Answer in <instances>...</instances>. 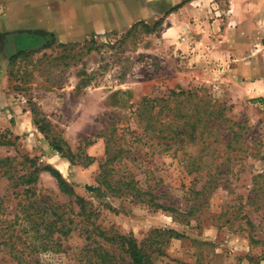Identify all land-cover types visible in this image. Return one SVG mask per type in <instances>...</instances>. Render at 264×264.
Returning a JSON list of instances; mask_svg holds the SVG:
<instances>
[{
  "label": "rangeland",
  "instance_id": "1",
  "mask_svg": "<svg viewBox=\"0 0 264 264\" xmlns=\"http://www.w3.org/2000/svg\"><path fill=\"white\" fill-rule=\"evenodd\" d=\"M184 1L108 0L109 14L118 15L125 5L139 20L127 29L89 34L81 42H61L53 32L33 30L42 0H0V16L10 8L7 20L15 24L21 13L30 28L0 33V82L35 128L17 135L14 117L0 120V136L14 142L0 146V159L16 158L14 168L21 171L24 156L55 169L50 162L60 158L67 168L57 170L92 208L95 224L110 235L140 242L156 229L183 234L163 246L157 264H264V0H206L201 6L190 0L178 8ZM55 2L60 10L69 0ZM42 19L44 28L55 24L53 17ZM160 21L151 32L135 26L143 22L152 29ZM204 26L219 54L208 62L200 56L203 49L197 50ZM21 50L28 54L11 62ZM180 90L192 93L190 102L172 97L165 119L155 118L159 99ZM196 105L207 108L201 116L214 121L212 128L203 123L192 130L189 119L179 117V111L193 113ZM220 106L222 119L209 115ZM162 121L166 146L159 144L158 128L146 130ZM53 138L96 161L72 164L53 149ZM107 139L117 170L134 174L144 189L152 186L156 202L175 211L87 190L97 186ZM87 142L92 145L85 148ZM206 180L212 183L196 194ZM38 188L79 213L75 199L61 193L48 172L40 174ZM22 190L13 189L0 171V195L10 199L0 221L13 220L19 198L12 193ZM63 244L62 252L36 255L28 264H90L79 232ZM116 254L119 264H129L126 254ZM0 264L18 263L0 248Z\"/></svg>",
  "mask_w": 264,
  "mask_h": 264
},
{
  "label": "trees",
  "instance_id": "2",
  "mask_svg": "<svg viewBox=\"0 0 264 264\" xmlns=\"http://www.w3.org/2000/svg\"><path fill=\"white\" fill-rule=\"evenodd\" d=\"M182 2L178 8L182 7L186 2ZM162 24V21L156 23L154 28H150L148 24L139 22L135 26L141 25L148 32L154 31ZM133 26V30L136 28ZM130 34V33H129ZM43 36H53L48 33H41ZM27 51L21 50L16 54L10 56V61L15 62L18 58L26 56ZM192 93L190 91L180 90V92L171 91L169 97L159 99L161 103L155 118H160L166 111L167 103L173 97H183L184 101L190 102ZM183 102V101H182ZM163 103V104H162ZM204 107V106H203ZM207 114V108L203 110L199 105L194 106L193 113L179 111L180 118H188V123L191 124V129L195 130L199 125L205 123L202 127H213V122L207 121V116L204 118L201 113ZM224 109L220 106L215 111L209 112V115H216L220 120L223 117ZM152 118V117H151ZM35 125L42 133H47L46 126L40 120H34ZM213 124V125H212ZM159 125V126H157ZM167 123L162 121L159 124H149L146 130H156L161 139V145H165L166 133L165 127ZM181 129V125L177 126ZM178 129V130H179ZM175 133V131H174ZM48 136V134H46ZM179 138L181 132L175 133ZM236 134H234L230 144L234 141ZM108 140V139H107ZM92 145V142H87L85 148ZM0 146H14V142L6 140L4 136H0ZM51 146L63 157L69 159L72 164L90 165L96 161L95 158L84 154L82 150L74 153L67 143L61 139L53 138ZM112 147L110 141H107L105 162L100 164V173L97 177V186H87L90 192H97L102 194H110L114 197H128L138 200L164 211H175L173 208L163 206L156 202L157 197L153 194L152 186L144 189L140 186V182L136 180L134 174L126 175L117 170L114 166V159L112 156ZM234 154V153H233ZM117 158V157H116ZM16 158L0 159V171L7 176L13 189L23 188L21 193H12L14 197H18L17 213L13 220L3 218L0 221V248H3L18 264H28L34 256L42 253H60L64 249L63 242L67 240L72 234L79 232L84 237L85 245L83 247L82 255L90 264H119L117 250L126 254L130 262L129 264H157V258L163 255V246H166L171 239H181L183 234L174 229H156L153 230L147 238L138 241L132 236H125L120 234L110 235L100 226L95 224L92 208L89 207L86 200L75 193L71 184H69L62 174L51 165L41 166L37 163L36 158L24 156L23 161L20 162L23 166L21 171L14 168ZM225 166V162H221L216 166L217 170H221ZM42 172H48L51 177L57 182L61 193L70 198L75 199V203L79 206V213L73 212L70 208L59 203L46 190L38 188L39 176ZM120 173V174H119ZM125 174V175H124ZM211 184L208 180L205 181L200 191L196 194H201L206 185ZM10 199L0 195V215L5 216L8 206L6 203Z\"/></svg>",
  "mask_w": 264,
  "mask_h": 264
},
{
  "label": "crops",
  "instance_id": "3",
  "mask_svg": "<svg viewBox=\"0 0 264 264\" xmlns=\"http://www.w3.org/2000/svg\"><path fill=\"white\" fill-rule=\"evenodd\" d=\"M8 1V0H4ZM56 0H42L44 3L41 12L37 14L36 24L33 30L43 29L48 32H53L57 35L61 42H81L92 33H104L107 31H119L131 27L135 22L139 20L137 12L124 9L121 6L120 13L118 15L109 14L106 9V2L108 0H69V2H63L60 5V10H57ZM124 2V0H117ZM137 1V0H134ZM148 1V0H147ZM154 1V0H149ZM169 1H180V0H169ZM212 0H207V2ZM206 0H197L195 5L205 3ZM123 8V9H122ZM10 8L3 11V15L0 16V33L13 32V31H29V25L23 19L21 13H17L19 21L15 24L9 22L7 17L10 15ZM183 13V12H182ZM44 15L53 17L55 24L50 27L44 28ZM204 25V24H203ZM216 27L217 24L215 23ZM16 27V28H13ZM202 31L201 44H198L197 50H202L200 54L205 62L217 58L218 51L213 49L210 45L212 41L208 39V35H213L211 30L207 26ZM199 40V41H200ZM210 45V46H209ZM204 54H207L204 56ZM4 60L0 56V65ZM1 77V76H0ZM257 84H254V87ZM14 117L16 125L14 131L17 135L23 134L24 132L34 131V126L31 118L24 112L19 105V102L15 100L13 95L5 90L3 84L0 82V120L5 122L6 118ZM59 171H64L67 165L57 157H53L50 162Z\"/></svg>",
  "mask_w": 264,
  "mask_h": 264
}]
</instances>
